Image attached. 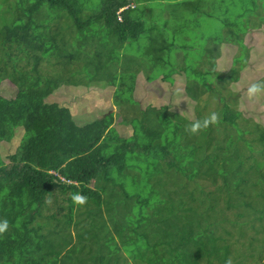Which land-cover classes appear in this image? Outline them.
I'll use <instances>...</instances> for the list:
<instances>
[{
	"label": "trees",
	"instance_id": "trees-1",
	"mask_svg": "<svg viewBox=\"0 0 264 264\" xmlns=\"http://www.w3.org/2000/svg\"><path fill=\"white\" fill-rule=\"evenodd\" d=\"M85 1L88 0H0V81L3 86L14 89L15 96L10 99L11 102L18 105L30 99L29 92H21V88L11 82L13 71H22L40 79L47 77L54 81L55 87V81L58 83L60 79L47 76L42 69L45 64L49 63L54 70L53 66H64L59 64L61 60L77 61L73 65L79 68L81 60H86L88 55L107 59L106 62H118L124 51H129V54L134 52L133 55L137 56L141 44L137 45L135 51L131 45L144 41L151 42L157 58L164 61L165 67L157 75L145 60L141 59V62L137 58L136 79L143 75L150 80L148 73L152 77L151 81H154L166 71L172 75L187 70L196 75L204 74V69L199 68L200 66L187 67L185 63L176 66L170 61L172 51L177 49L174 44L176 34H172V25L176 26L173 23L192 22L184 17L189 9L195 12L192 13L195 19L197 15L209 19L214 16L200 12L196 7L199 0H165L164 7L170 3H179L182 9V17L175 22L148 18L146 13L151 9L147 4L152 0H102L101 6L97 8L86 6ZM60 9L65 11L63 18L71 21L69 26L64 24L69 29L66 33L59 26L61 18L51 21V17H59L49 16V13ZM120 9L123 10L117 13ZM246 9L248 15H236L229 23L224 22L218 14L215 18L218 25L228 30V35L236 36L237 39L232 41H236L245 50L247 48L242 36L253 24L250 18L254 15L252 7ZM195 23L194 21V25ZM69 27L72 28L71 31ZM192 42L194 38L179 44L191 48ZM212 50L214 45L210 51ZM68 52L73 56H63ZM175 66L177 69H174ZM240 70L241 67L234 66L224 68L223 76H219L223 89L234 82L243 84ZM73 73L74 76L79 74L77 71ZM42 84L44 86L43 80ZM203 84L200 83L202 92L206 93L210 89ZM245 84L248 82L245 81ZM198 87L199 85H195V88ZM52 91L53 89L46 91L45 97ZM6 92L7 90L1 89L0 95L8 98ZM193 96L195 99L196 95ZM7 98L0 97L3 101ZM220 98L223 106L216 126L227 132L225 137L220 138L222 128H218L209 139L204 138L202 141L195 137L196 140L192 143L189 134L191 123L174 114H167L169 108L166 106H150L149 116L146 115L148 110L142 111L140 105L130 108L132 113L136 111L137 114L141 110L138 125L132 124L134 132L138 131L139 135L134 133L132 140L127 141L114 125V114L107 113L90 120L91 122L76 123L68 109L51 103L49 106L55 105L60 112L61 118L59 125L57 124L59 131L51 135L56 136L55 139L46 138L42 147L44 154L40 160L28 158L26 150L18 145L24 133L20 119L11 110L5 113L0 109V143L4 141L16 145L15 150L7 156L8 164H4L0 152V221H7L8 225L0 232V264H119L120 256L105 255L106 243L110 241L111 248L115 237L117 238L116 227H113L114 234L110 239L101 234L114 218V226L118 223L120 211L127 210L130 206L126 202L130 197L136 200L132 204L145 201L148 207H170L178 212L176 217H172L178 223L177 240L168 242L165 236L161 237L158 244L148 246L149 261L155 254L156 264H228V259L234 261L237 252L232 253L231 246H237V241H225L226 237L233 235L231 230L226 229V237H222L219 222L223 221L222 212L236 210L233 214L241 221L242 214L238 209L254 208L245 192L251 188L243 178L252 169L243 168L237 148L230 151L232 149H227V143L235 132L243 130L238 123L258 133L254 141L259 139L264 142V130L257 124H250L249 120H241L238 106L224 102L225 96L221 95ZM45 134L47 137L49 133ZM194 135L198 134L194 132ZM112 144L114 147L110 148ZM209 144H214L216 154L225 149L223 160L219 161L216 156L214 159L210 155H206L205 160L195 153L196 149H205ZM241 147L244 148L242 151L247 150L250 143L241 145L238 149ZM226 152L232 158L226 157ZM139 162L146 167H140ZM227 162L231 164L227 166ZM114 177L115 181L124 177L126 188L132 184V193H126L128 197H119L121 191L126 192L125 182L121 180L117 183ZM136 184L139 189L134 188ZM108 188L113 189L112 202L106 200L104 195ZM144 192L149 195L141 201L139 198ZM77 193L85 198L83 203L72 199L73 194ZM123 203L126 206L118 209ZM101 204L105 206L106 215L99 209ZM51 205L56 207L55 223H38L41 208ZM75 205H83V211L78 216L73 212ZM59 214H62L61 219L57 216ZM85 223L88 228H85ZM85 229L91 230L90 235L85 233ZM73 231L75 240L72 242L74 238L70 234ZM31 234L34 235L32 237L39 234V241L43 240L45 246L35 240V248L31 252L20 254L19 245ZM47 238L54 240L52 242ZM46 255L52 259L45 260Z\"/></svg>",
	"mask_w": 264,
	"mask_h": 264
},
{
	"label": "rangeland",
	"instance_id": "rangeland-1",
	"mask_svg": "<svg viewBox=\"0 0 264 264\" xmlns=\"http://www.w3.org/2000/svg\"><path fill=\"white\" fill-rule=\"evenodd\" d=\"M166 1H149L151 3L147 5L151 11L146 13L147 16L149 15L148 18H153L155 19L154 21L158 19L170 20L171 22L179 20L182 17V9L179 3H170L164 7L163 5L166 4ZM193 1L195 2L196 0ZM84 3H86V6L97 8L101 6L102 0H88ZM196 7L201 13L206 12L210 13V15L212 14V16L214 14V16L209 19L197 15V19H195L192 14L195 12L189 9L184 14V17L191 19L192 22L182 23L180 21L173 23L176 25H172V34H176V43L174 42V44L177 49L172 51L170 61L172 65L175 64L176 66H182V63L187 64V67L196 68L200 66L199 68L204 69L203 75H196L191 70L173 75L166 71L164 75L154 81H151L152 77L148 73L147 76L150 80L145 79L143 75L136 79L135 75L138 69L135 70V65L137 58H140L138 61L141 62H143L141 59L145 60L152 68L153 73L157 75L161 74L165 67L164 61L157 58L152 44L144 41L131 45L135 51L137 45L141 44V50L137 56L133 55L134 52H131L130 55L129 51H124L120 54L118 62L113 60L106 62L107 59L88 55L86 60H81L82 63L79 68L73 65L77 61L61 60L59 64L64 66H53L54 70L51 69L49 63H47L49 64L48 68L47 64H45L42 69L47 76L60 79L58 83L55 81L57 84L56 88L53 85L54 81L52 82L47 77L40 79L38 76L26 74L22 71H13V77L11 78L13 81L11 82L17 84L18 88H21V92L24 93L25 91L30 94L28 102H22L18 105L10 100L15 96L14 89L3 86V82L0 81V90H7L6 96H8L7 98L0 95V97L7 98L6 101L0 99V109L5 113L11 110L16 115V118L20 119L24 133L18 145L26 150L27 157L40 160L44 154L42 147L46 138L55 139L56 136L53 137L51 135L59 131H57V124L61 118L60 112L56 110L55 105L68 109L76 123L91 122L90 120L97 119L103 114L112 113L114 114V125H116L118 132L121 135L123 134L122 137L127 139V141L132 140L134 133L139 135L138 131L134 132L132 124L138 125L141 110H148L146 115L149 116L150 106L156 108L166 106L169 108V111H166L167 114H174V116L187 119L191 125L197 121L202 122L205 119H209L215 114L216 120L214 122L210 120L207 126L198 128L195 131L198 135L195 136L194 132L190 130V141L192 143L196 140L195 137L203 141L204 138L209 139L208 137L211 136L212 132H216L218 128L221 130L222 127L220 128V126L216 125L219 122L217 121L219 114L222 112L223 104L220 98L222 95L225 96L224 102L238 106L242 116L241 120L250 121L249 123L252 125L257 124L264 130V90L260 93L252 94V98L248 93V89L252 84L264 83V0H199ZM250 7L254 10V15L250 18L253 24L248 27L245 34L242 32L244 34L242 36L243 42L247 48L245 50V48L241 49L240 47L242 46L237 44L236 41H232L237 39L236 36L228 35V30L218 25V20L215 18L218 14V17L222 18L224 22L229 23L236 15L240 17L248 15L246 8ZM43 10L46 11L45 9ZM53 15H57L59 18L51 17V21H57L61 18V25L59 26H62L66 33L69 29L64 27V24L69 26L71 21L68 18H63L65 11L60 9L49 13V16ZM259 18L261 21H259ZM200 19H204V21ZM194 21L196 22L195 25ZM253 25L254 27H252ZM255 26L258 27L256 28ZM71 30L72 28H70ZM214 35L216 36L214 37ZM192 38H194V42H192L191 48L190 46L184 47L179 44L187 43ZM227 41L230 42L228 43ZM213 45L214 50L210 51ZM215 45H217V50H215ZM109 48L111 47L109 46ZM67 54L70 53H65L63 56H67ZM104 62L106 63L102 66ZM20 66L25 71L23 66ZM176 66L174 69H177ZM229 66L241 67L240 74L244 82L243 84L234 82L223 89L219 76H223L224 68ZM82 67L83 69H81ZM168 70L170 69L168 68ZM75 71L79 72V74L74 76L73 72ZM103 71L104 76L102 77ZM42 80L44 81V86ZM245 81L248 84H245ZM11 82L10 84H12ZM200 83H204L203 85L206 88L208 86L210 90L203 93ZM14 84L12 85L14 86ZM195 85H199V87L195 88ZM52 89L53 91L45 97V92ZM193 95H196L195 99H193ZM219 95L220 97H218ZM43 99L45 100L44 102ZM44 103L46 106H44ZM51 103L55 105L49 106ZM137 105H140L139 108L141 110L138 111V114L136 111L132 113L130 108ZM238 124L243 130L237 131L231 136L232 139L227 143V149H232L230 151H233L237 148L236 151L239 152L238 155L241 157L239 161H243V168L252 169L243 178L251 188L245 192L254 208L252 210L244 209L245 207L238 209V212L242 214L241 221L233 214L236 210L232 209L225 211V213L222 212L223 221L219 222V230H221L220 235L224 238L226 237L224 231L226 229L231 230L233 236L226 237L225 241L233 243L236 240L238 244L237 246H231L233 248L232 253L237 252V258L234 261L233 259H228V264H264V142H260L259 139L254 141L258 133L251 130L250 127ZM191 125H189V129ZM45 133L50 135L48 134L46 137ZM200 133L205 135H199ZM226 133L222 128L220 138H224ZM247 143H250L249 149L243 151L242 149L244 148L242 147L238 149L241 145ZM0 145L4 164H8L7 156L11 151L15 150L16 145L13 146L11 142L7 143L4 141ZM113 147L114 145L112 144L110 148ZM214 147V144H209L205 149H196L195 153L200 158H205L206 155L209 157L208 155H210L214 159L216 156L219 161L223 160L225 149L216 154ZM105 152L107 153L108 150ZM226 154V157L232 158L227 152ZM210 160L212 161V159ZM202 164L205 163L202 162ZM230 164L231 162H227L226 165L229 166ZM138 165L146 167L142 162H139ZM121 180L125 182L126 188L124 177ZM118 181L119 179H116L115 182L120 183ZM128 182L130 183V180ZM134 188L139 189V186L136 184ZM209 189H212V186H209ZM132 190L133 186L129 184V187L125 189L126 192L121 191V196L119 197L125 198L127 196L126 193H132ZM114 192H116V189ZM104 195L106 200L109 199L112 202L113 189H106ZM109 195L112 197L109 198ZM148 195L144 192L139 199L141 201L145 200ZM135 201L130 197L126 201L127 205L130 204V206L127 210L122 209L120 211L119 214L121 216H119L118 223L114 226L116 219L114 218L101 234L102 237L106 236L110 239V236L114 234L113 227H116L117 238L115 237L111 248L110 241L106 243L105 255L120 256L119 264H156V254L151 261L148 260V246L158 244L161 241V237L164 238L165 236L168 238V242L177 240L179 234L178 223L172 220V217H176L178 212L170 207L156 208L155 205L148 207L145 201L139 204H132ZM112 206L113 204H111ZM121 206H126V204H120L117 208L119 209ZM99 209L105 214V206L103 204L100 205ZM82 211L83 205H75L73 208V212L77 216ZM40 214L37 220L38 223H55L54 219L56 218L54 215L57 214L55 205L41 208ZM105 215L103 216L102 214L104 218H106ZM57 216L60 219L62 218V214ZM126 216L127 220H125ZM35 220H33L34 225L36 224ZM85 228H88L86 223ZM85 231V233L90 235V229H85ZM70 235L73 239L74 231ZM30 236L19 245L20 254L31 252V249L35 248L34 241H39V234L36 237H32L34 236L32 234ZM53 240L51 241L53 242ZM74 240L75 238L72 242ZM39 243L45 246L43 240L39 241ZM117 247L119 249H116ZM41 255H43V252H41ZM44 259L51 260L52 257L46 255Z\"/></svg>",
	"mask_w": 264,
	"mask_h": 264
},
{
	"label": "clouds",
	"instance_id": "clouds-1",
	"mask_svg": "<svg viewBox=\"0 0 264 264\" xmlns=\"http://www.w3.org/2000/svg\"><path fill=\"white\" fill-rule=\"evenodd\" d=\"M122 10L123 9H120L117 13H119ZM262 90H264V83H254L249 87L248 93L249 95L257 94L260 93ZM210 120L213 122L216 120L215 114H213L209 119L203 120L202 122L197 121L193 123L190 127V130L192 132H195L198 128L207 126ZM72 199L78 203H83L85 198L77 193V194H73ZM7 226H8L7 221H0V232L4 231L7 228Z\"/></svg>",
	"mask_w": 264,
	"mask_h": 264
},
{
	"label": "crops",
	"instance_id": "crops-1",
	"mask_svg": "<svg viewBox=\"0 0 264 264\" xmlns=\"http://www.w3.org/2000/svg\"><path fill=\"white\" fill-rule=\"evenodd\" d=\"M149 43H151V42H149ZM153 46V45H152Z\"/></svg>",
	"mask_w": 264,
	"mask_h": 264
}]
</instances>
